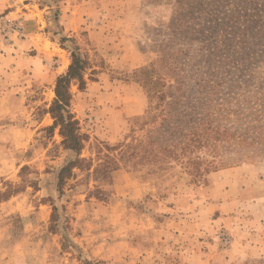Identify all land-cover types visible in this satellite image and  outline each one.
Returning a JSON list of instances; mask_svg holds the SVG:
<instances>
[{
    "label": "rangeland",
    "instance_id": "obj_1",
    "mask_svg": "<svg viewBox=\"0 0 264 264\" xmlns=\"http://www.w3.org/2000/svg\"><path fill=\"white\" fill-rule=\"evenodd\" d=\"M176 5L0 0V264H264V159L200 182L172 157L159 169L137 156L134 166L92 174L106 145L148 144L158 125L140 126L147 101L132 72L160 57ZM6 20L20 21L23 36L7 32ZM72 51L95 70L84 88L70 86L71 112L88 135L80 156L93 165L74 168L59 192L57 173L75 155L58 127L48 130L47 110Z\"/></svg>",
    "mask_w": 264,
    "mask_h": 264
},
{
    "label": "trees",
    "instance_id": "obj_2",
    "mask_svg": "<svg viewBox=\"0 0 264 264\" xmlns=\"http://www.w3.org/2000/svg\"><path fill=\"white\" fill-rule=\"evenodd\" d=\"M176 3L161 29L167 38L159 45L160 57L132 72L147 101L140 126L158 122L155 132L147 131L146 145L135 138L134 144L106 145L108 152L98 156L93 175L119 163L134 166L137 156L159 169L172 157L200 182L218 168L253 157L264 159V0ZM197 41L199 46L191 51ZM190 53L209 59L191 64L184 59ZM94 72L88 58L72 51L66 70L55 78L48 130L58 127L63 149L75 155L57 173L59 192L74 168L89 173L93 165L91 158L80 156L88 135L71 112L70 86L84 88L85 75ZM117 149V155L109 153ZM100 193L98 197H104Z\"/></svg>",
    "mask_w": 264,
    "mask_h": 264
},
{
    "label": "built area",
    "instance_id": "obj_3",
    "mask_svg": "<svg viewBox=\"0 0 264 264\" xmlns=\"http://www.w3.org/2000/svg\"><path fill=\"white\" fill-rule=\"evenodd\" d=\"M7 32H13L17 34L19 37L23 36V25L20 21H10L6 20L5 28Z\"/></svg>",
    "mask_w": 264,
    "mask_h": 264
},
{
    "label": "crops",
    "instance_id": "obj_4",
    "mask_svg": "<svg viewBox=\"0 0 264 264\" xmlns=\"http://www.w3.org/2000/svg\"><path fill=\"white\" fill-rule=\"evenodd\" d=\"M25 5H30V6H33V3H26ZM40 9V11H42V12H45V8H43V9H41V8H39ZM29 11H31V12H35L34 11V9H32V8H29ZM43 16H44V14H42ZM36 19V18H35Z\"/></svg>",
    "mask_w": 264,
    "mask_h": 264
}]
</instances>
